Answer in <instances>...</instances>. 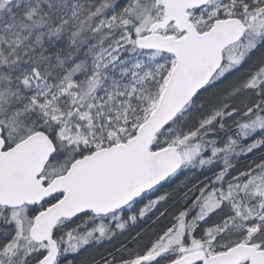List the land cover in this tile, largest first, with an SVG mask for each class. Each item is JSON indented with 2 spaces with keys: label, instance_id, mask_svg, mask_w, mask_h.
I'll use <instances>...</instances> for the list:
<instances>
[{
  "label": "snow or ice",
  "instance_id": "snow-or-ice-1",
  "mask_svg": "<svg viewBox=\"0 0 264 264\" xmlns=\"http://www.w3.org/2000/svg\"><path fill=\"white\" fill-rule=\"evenodd\" d=\"M0 264H264V0H0Z\"/></svg>",
  "mask_w": 264,
  "mask_h": 264
}]
</instances>
